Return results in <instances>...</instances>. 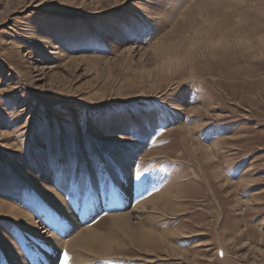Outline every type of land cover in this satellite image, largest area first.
Listing matches in <instances>:
<instances>
[{
    "label": "rangeland",
    "instance_id": "1",
    "mask_svg": "<svg viewBox=\"0 0 264 264\" xmlns=\"http://www.w3.org/2000/svg\"><path fill=\"white\" fill-rule=\"evenodd\" d=\"M124 174L168 202L97 213L119 258L84 264H264V0H0V264L43 263L8 201L46 236L48 187L71 210Z\"/></svg>",
    "mask_w": 264,
    "mask_h": 264
},
{
    "label": "bare ground",
    "instance_id": "2",
    "mask_svg": "<svg viewBox=\"0 0 264 264\" xmlns=\"http://www.w3.org/2000/svg\"><path fill=\"white\" fill-rule=\"evenodd\" d=\"M112 175L113 174H111V176ZM116 176H118V174H116ZM132 181V175L130 176L129 174H124L122 175V180L118 181L119 183L114 186V193L112 195L106 196L105 194V196L100 197L99 194L95 195V198H92L93 196H91V198L88 199L89 201L86 202L84 206H76L71 210L67 205L63 203V199L60 197L58 191L56 192L53 186L48 187V191L51 194V197L48 199L54 201L57 207L52 208L51 213L47 214L48 219L52 220V230H47V228H44V233L47 234L46 236L42 235L41 232L37 230L36 224L34 223L35 221L30 218L29 214H27L24 209L19 208L13 202L8 201V206H6V209H8L10 215L13 216V222H18L21 227L26 228L30 233H33L37 237L36 241L38 246L33 250H35L40 255L39 257H34L32 254L29 262H37L39 261V259H43L42 264H56L55 262H58L60 254L65 248L67 249V251L72 253V255L77 252L78 255H80V258H83L82 262L81 260L77 259L75 255L74 257L72 256V259L76 264H84L86 261L90 262L106 257L119 258V255L113 254V250L117 248L118 243L111 239L112 236H107L105 235L106 233L104 235L102 233H99L97 226L95 227V225L83 226V224L85 222H90L91 219L95 218L96 214L100 211L111 209L116 211L122 210L119 213H111L110 215L106 216V218L112 223V231L116 229L132 228L131 225L134 217L138 219L139 223H142L143 218L140 217L141 213H146L149 214L148 216L154 217L157 209H159V205H161L158 200L162 199L165 203L168 202V196H170V193L166 192L167 189L164 190V187L160 188L159 186L158 189L160 188V190H157V192H154L152 195L148 196V187L140 186L139 189L135 192ZM142 187L144 188V192ZM130 192L134 193L131 194ZM142 192V196L146 198H144L143 200L139 199L140 201L138 203L136 201L137 204L131 206L134 203L132 197L135 194L137 195V193V197H139V193ZM163 193L164 196L162 195ZM81 208L82 211H80ZM17 214H20V217L25 219H19V216ZM53 218H55L57 221H54ZM53 222H56L55 226L53 225ZM39 244L43 245L42 248H45L47 246L46 249L48 250V252L45 249H41ZM10 245V247L15 250L14 259L10 264H27V262L22 260V250H19L16 244L14 245V243V246H12L11 241ZM86 253H88V255ZM155 257L159 258V256L157 255ZM146 260L151 262L154 261L153 259Z\"/></svg>",
    "mask_w": 264,
    "mask_h": 264
},
{
    "label": "snow or ice",
    "instance_id": "3",
    "mask_svg": "<svg viewBox=\"0 0 264 264\" xmlns=\"http://www.w3.org/2000/svg\"><path fill=\"white\" fill-rule=\"evenodd\" d=\"M65 258H67V257H66V254H65Z\"/></svg>",
    "mask_w": 264,
    "mask_h": 264
}]
</instances>
